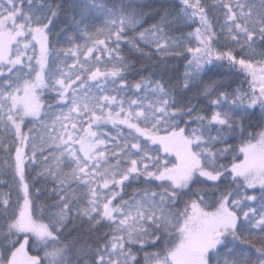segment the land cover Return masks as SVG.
<instances>
[{"label": "snow or ice", "instance_id": "1", "mask_svg": "<svg viewBox=\"0 0 264 264\" xmlns=\"http://www.w3.org/2000/svg\"><path fill=\"white\" fill-rule=\"evenodd\" d=\"M0 264H264V0H0Z\"/></svg>", "mask_w": 264, "mask_h": 264}, {"label": "trees", "instance_id": "2", "mask_svg": "<svg viewBox=\"0 0 264 264\" xmlns=\"http://www.w3.org/2000/svg\"><path fill=\"white\" fill-rule=\"evenodd\" d=\"M0 191H7V189L4 187H0Z\"/></svg>", "mask_w": 264, "mask_h": 264}]
</instances>
